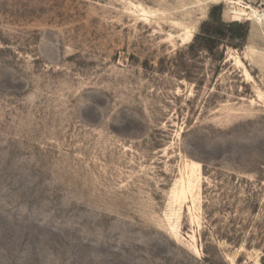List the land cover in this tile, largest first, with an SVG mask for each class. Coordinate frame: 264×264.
Masks as SVG:
<instances>
[{
  "label": "rangeland",
  "instance_id": "obj_1",
  "mask_svg": "<svg viewBox=\"0 0 264 264\" xmlns=\"http://www.w3.org/2000/svg\"><path fill=\"white\" fill-rule=\"evenodd\" d=\"M0 264H264V0H0Z\"/></svg>",
  "mask_w": 264,
  "mask_h": 264
},
{
  "label": "bare ground",
  "instance_id": "obj_2",
  "mask_svg": "<svg viewBox=\"0 0 264 264\" xmlns=\"http://www.w3.org/2000/svg\"><path fill=\"white\" fill-rule=\"evenodd\" d=\"M235 5V8H234V18H235V20H239L240 19V17L241 16H246V20H251L252 18L254 19V18H256V12L255 11H253L252 9H251V11L250 12H247L246 10H250V8H248V7H243L242 5H240L239 3H235L234 4ZM176 23V22H175ZM191 37H192V34H191V32H189V31H186V33H185V35H184V37L182 38V41H184V42H189L190 41V39H191ZM183 42V43H184ZM195 165H197V166H199V164L198 163H194ZM190 186V185H189ZM182 189V188H181ZM179 194V193H178ZM183 194H185L184 193V191H182L181 190V193L178 195V196H182Z\"/></svg>",
  "mask_w": 264,
  "mask_h": 264
}]
</instances>
